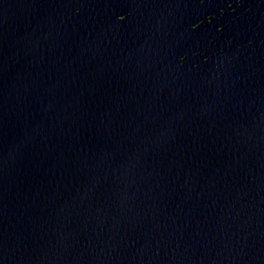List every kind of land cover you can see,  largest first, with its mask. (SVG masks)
<instances>
[{
  "label": "water",
  "instance_id": "water-1",
  "mask_svg": "<svg viewBox=\"0 0 264 264\" xmlns=\"http://www.w3.org/2000/svg\"><path fill=\"white\" fill-rule=\"evenodd\" d=\"M0 264H264V0H0Z\"/></svg>",
  "mask_w": 264,
  "mask_h": 264
}]
</instances>
